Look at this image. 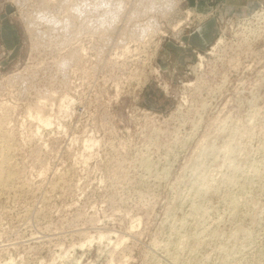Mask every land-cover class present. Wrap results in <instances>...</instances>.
I'll return each mask as SVG.
<instances>
[{
    "label": "rangeland",
    "instance_id": "1",
    "mask_svg": "<svg viewBox=\"0 0 264 264\" xmlns=\"http://www.w3.org/2000/svg\"><path fill=\"white\" fill-rule=\"evenodd\" d=\"M40 1L0 0V264H264V0H175L66 75L24 26Z\"/></svg>",
    "mask_w": 264,
    "mask_h": 264
},
{
    "label": "bare ground",
    "instance_id": "2",
    "mask_svg": "<svg viewBox=\"0 0 264 264\" xmlns=\"http://www.w3.org/2000/svg\"><path fill=\"white\" fill-rule=\"evenodd\" d=\"M13 1L16 4H22L25 6L27 4L26 2L29 0ZM127 1L128 0H60L55 6H50L46 0H41V3L37 4L36 13L34 15L24 14L22 15V18L24 21V26L31 38H33L34 34L38 35L39 33L40 36H43V38L47 39V43V41H50L49 36L52 34L49 33V35L47 32H53L57 30V32L54 33V35L52 34V36L55 38L60 36L61 38H58L59 41H57L61 42L60 47L57 43L58 51L65 53L67 52L68 54L66 53V55L61 57L62 59L60 61L56 62L57 67L60 65L59 68H56L60 69L61 72L66 75L67 73L69 74L70 69L74 70L76 68L75 60L80 57L79 53L82 51L84 52L85 50V46L83 47L82 45L83 41L79 39L80 37L89 36L92 38L98 35L99 38H107L105 39V41H107L105 43L107 44L108 41L112 39L111 35L108 34L107 31H117V25L119 23H123L125 27L126 25H129L128 21L130 16H137L140 13L145 14L146 12L150 11L157 12V17H147V20L150 19L149 21L140 25H135V29L133 28L134 30H128V34L126 33L127 35L132 33L130 35L131 37L143 39L148 38L147 40H141L140 42L136 41L138 45H141L140 48L136 47V49L140 51L144 48L145 43H150L148 41L152 40L149 39L150 37L152 38V35L154 34H151V32L155 31L157 27L162 25L160 23V19L163 17L165 18L166 15H169L167 14V11L172 9L169 8V6H171V4L175 5V0H144L143 3L141 0H137L141 3L136 4L137 6L130 3L132 6L127 11H124L123 6L125 7L127 5ZM149 5L150 7H148ZM143 8H147V11H143ZM169 13L171 12L169 11ZM41 25L45 27L43 30ZM203 28L204 25H201L198 28L200 33H202ZM122 31L123 30H120L119 32L121 33ZM142 35H146V37L144 38ZM222 41V36H220L217 38L215 45L218 46ZM75 42H77V44H73ZM89 47H91V45ZM94 49L97 50V54H101V51H104L103 46L100 44L99 46L97 45V47L94 46ZM126 50H128V48H126ZM200 58L202 60V56H200ZM46 125H48V122H46ZM94 142H96V140H94ZM90 144L91 143H89V145Z\"/></svg>",
    "mask_w": 264,
    "mask_h": 264
},
{
    "label": "built area",
    "instance_id": "3",
    "mask_svg": "<svg viewBox=\"0 0 264 264\" xmlns=\"http://www.w3.org/2000/svg\"><path fill=\"white\" fill-rule=\"evenodd\" d=\"M128 2H130L133 5H136L137 0H129V1H127V5L125 7L123 6L124 11H127L132 6ZM148 7H150V5ZM147 8H143L142 10L143 11H145V10L147 11ZM262 10H264V7L262 9H260L258 12H261ZM147 17H157V12H151L150 11V12H146L145 14L144 13L143 14L140 13L137 16H134V15L132 17L130 16V19L128 21L130 27H128V28L131 30L132 27H134V25H140L142 23H145V22L149 21L150 19L147 20ZM160 23H162V22L160 21ZM123 27H124L123 23H119L117 25V31H114V32L107 31V33L110 34L111 37H115L113 39H117L116 41L118 43H122L123 45H127L128 44L127 41H129V43L134 42L135 43L134 48H136V47L137 48H140V46H141V45H138L136 41L140 42L141 40H147L148 39V38L147 39H143V38H137V37H130L127 34L125 36H123L122 34H119L120 33L119 32L120 30H124ZM125 29H127V27ZM97 37H99V36H95L92 39H89L90 38L89 36L82 37V41H84V43H86V44H90L92 46V48H93V49L91 48V50H93V52L91 51L92 52L91 54H89L90 51L87 50L88 55L91 56L92 58H94L96 56V51L97 50H94V46L93 45L96 44L95 43V40L97 39ZM124 38H126L127 41L123 40ZM105 39H107V38H104L103 41L104 42H107V41H105ZM136 39H139V40H136ZM149 39H151V38H149ZM111 41H112V39L108 41V43L105 45V47H103L104 51H101V54H100V57L99 58H107L108 56H110V55L113 54L114 44H113V48L111 46H109V44L111 43ZM114 42H112V43H114ZM148 42H152V41L150 40ZM129 48L133 49L132 47H129ZM133 52L136 53L135 51H133ZM148 53L149 54H147V55L150 56V59H149V62H148V67L149 68H152L154 70H152V71L151 70H148L147 71L148 74H149V76H147L146 83H142L140 85H138L137 83H134V84L133 83H130V85H129V89H132V88L133 89H136V88H138V90L140 91V93L148 85L149 82H151V81H158L159 80V78H160V70H162L160 64L158 63V58L160 56L158 49L155 48V49H152L151 50V48H149ZM134 55H136V54H132V56H130V59L131 60L134 59V57H135ZM94 68L96 69L94 71L99 72V73L100 72L103 73L106 70V69H103V68H97V66H95ZM134 69H135V67H128L127 68V70H134Z\"/></svg>",
    "mask_w": 264,
    "mask_h": 264
},
{
    "label": "crops",
    "instance_id": "4",
    "mask_svg": "<svg viewBox=\"0 0 264 264\" xmlns=\"http://www.w3.org/2000/svg\"><path fill=\"white\" fill-rule=\"evenodd\" d=\"M249 0H221L222 13H231V10H249ZM237 10V11H238Z\"/></svg>",
    "mask_w": 264,
    "mask_h": 264
},
{
    "label": "water",
    "instance_id": "5",
    "mask_svg": "<svg viewBox=\"0 0 264 264\" xmlns=\"http://www.w3.org/2000/svg\"><path fill=\"white\" fill-rule=\"evenodd\" d=\"M158 63L160 64V66L162 67V69H167L168 68V64L165 62V57H161L158 60Z\"/></svg>",
    "mask_w": 264,
    "mask_h": 264
}]
</instances>
